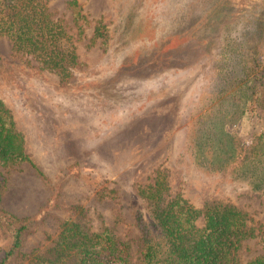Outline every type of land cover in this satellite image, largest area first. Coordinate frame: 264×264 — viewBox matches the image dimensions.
I'll list each match as a JSON object with an SVG mask.
<instances>
[{
  "label": "rangeland",
  "instance_id": "obj_1",
  "mask_svg": "<svg viewBox=\"0 0 264 264\" xmlns=\"http://www.w3.org/2000/svg\"><path fill=\"white\" fill-rule=\"evenodd\" d=\"M71 1L83 20L75 21ZM49 6L73 35L78 54L67 83L14 54L11 41L0 37V99L43 173L27 163L0 166L7 179L0 210L28 218L20 251L52 246L76 205L86 209L83 222L93 231L112 228L118 238L135 240L136 217L146 208L137 189L160 167L172 191L196 207L231 203L264 225V191L251 190L243 178L233 181L230 168L210 173L187 163L184 150L189 124L222 88L219 68L229 55L223 38L260 33L264 0H49ZM98 22L104 35L95 34ZM249 48L257 79L264 45L254 41ZM254 108L228 128L246 147L264 133V108ZM12 240L13 226L0 222V257ZM263 251L260 240H248L241 259ZM7 264L27 262L15 254Z\"/></svg>",
  "mask_w": 264,
  "mask_h": 264
},
{
  "label": "trees",
  "instance_id": "obj_2",
  "mask_svg": "<svg viewBox=\"0 0 264 264\" xmlns=\"http://www.w3.org/2000/svg\"><path fill=\"white\" fill-rule=\"evenodd\" d=\"M69 7L75 21L83 20L75 1L69 2ZM104 28L98 22L96 36L104 35ZM0 37L11 41L14 54L36 61L40 68L55 73L62 84L79 65L74 37L55 16L49 0H0ZM250 37L222 39L221 47L229 52L223 55L226 60L219 68L222 88L208 100L213 105L189 124L184 150L189 154L187 163L194 162L210 173L230 168L233 181L243 178L251 190L260 192L264 191V133L246 147L228 129L239 124L248 108H264V72L255 78V58L249 48L254 41L264 45V27ZM24 144L11 110L0 99V166L27 163L42 176ZM6 180L0 171V201ZM137 190L146 208L136 217L139 236L135 240L118 238L112 228L93 231L83 222L86 209L76 205L75 217L61 223L52 246L43 252L24 253L20 251L21 236L28 218L0 210V222L13 226L12 244L1 255L0 264H7L15 254L27 264H264V251L246 262L241 259L246 241L257 239L264 244V225L238 206L213 200L196 207L172 191L162 167L155 171L151 183ZM133 243L140 253L137 262L133 260Z\"/></svg>",
  "mask_w": 264,
  "mask_h": 264
}]
</instances>
